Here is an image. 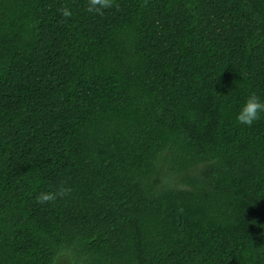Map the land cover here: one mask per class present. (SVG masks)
<instances>
[{
    "label": "trees",
    "instance_id": "1",
    "mask_svg": "<svg viewBox=\"0 0 264 264\" xmlns=\"http://www.w3.org/2000/svg\"><path fill=\"white\" fill-rule=\"evenodd\" d=\"M87 6L0 0V264H264V0Z\"/></svg>",
    "mask_w": 264,
    "mask_h": 264
},
{
    "label": "clouds",
    "instance_id": "2",
    "mask_svg": "<svg viewBox=\"0 0 264 264\" xmlns=\"http://www.w3.org/2000/svg\"><path fill=\"white\" fill-rule=\"evenodd\" d=\"M114 0H88L87 11L98 15H103L104 9L113 6ZM64 18L72 16V11L67 7L59 10ZM264 113V101L255 93L250 94L242 104L237 115V121L241 124L251 126L254 121L261 118ZM71 193V187L67 185V181L59 182L54 190L40 192L36 200L40 204L54 203L58 198H63Z\"/></svg>",
    "mask_w": 264,
    "mask_h": 264
}]
</instances>
